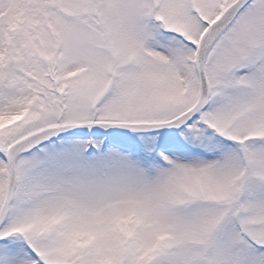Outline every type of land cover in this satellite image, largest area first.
<instances>
[{"label": "snow or ice", "instance_id": "obj_1", "mask_svg": "<svg viewBox=\"0 0 264 264\" xmlns=\"http://www.w3.org/2000/svg\"><path fill=\"white\" fill-rule=\"evenodd\" d=\"M0 264H264V0H0Z\"/></svg>", "mask_w": 264, "mask_h": 264}]
</instances>
